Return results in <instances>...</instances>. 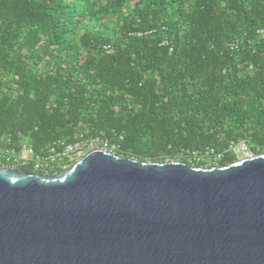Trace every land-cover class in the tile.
Instances as JSON below:
<instances>
[{"label":"trees","instance_id":"16d2710c","mask_svg":"<svg viewBox=\"0 0 264 264\" xmlns=\"http://www.w3.org/2000/svg\"><path fill=\"white\" fill-rule=\"evenodd\" d=\"M77 133L145 162L264 152V0H0V135Z\"/></svg>","mask_w":264,"mask_h":264},{"label":"water","instance_id":"95a60500","mask_svg":"<svg viewBox=\"0 0 264 264\" xmlns=\"http://www.w3.org/2000/svg\"><path fill=\"white\" fill-rule=\"evenodd\" d=\"M0 264H264V153L200 167L96 148L49 175L0 164Z\"/></svg>","mask_w":264,"mask_h":264},{"label":"built area","instance_id":"2783aa9c","mask_svg":"<svg viewBox=\"0 0 264 264\" xmlns=\"http://www.w3.org/2000/svg\"><path fill=\"white\" fill-rule=\"evenodd\" d=\"M96 148L114 154L118 144L101 135L84 137L82 133H77L72 140L57 139L49 142L43 149L35 151L27 141L18 142L3 134L0 135V164L18 169L30 167L39 174H57L69 168L86 152ZM227 151L235 157V161L258 154L243 140L229 142ZM222 157L223 153L216 151L212 146L186 154L188 163H205L207 167L216 166Z\"/></svg>","mask_w":264,"mask_h":264}]
</instances>
